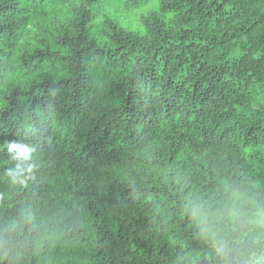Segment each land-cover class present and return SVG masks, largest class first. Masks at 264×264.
<instances>
[{
    "label": "trees",
    "instance_id": "1",
    "mask_svg": "<svg viewBox=\"0 0 264 264\" xmlns=\"http://www.w3.org/2000/svg\"><path fill=\"white\" fill-rule=\"evenodd\" d=\"M117 1L0 0V264H264V0Z\"/></svg>",
    "mask_w": 264,
    "mask_h": 264
},
{
    "label": "rangeland",
    "instance_id": "2",
    "mask_svg": "<svg viewBox=\"0 0 264 264\" xmlns=\"http://www.w3.org/2000/svg\"><path fill=\"white\" fill-rule=\"evenodd\" d=\"M103 7V15L116 20L123 28L140 32L142 27L139 23L140 16L145 14L151 7L141 6L133 10H126L117 0H106ZM102 16H96L95 21H99ZM264 227V215H261L256 221Z\"/></svg>",
    "mask_w": 264,
    "mask_h": 264
}]
</instances>
